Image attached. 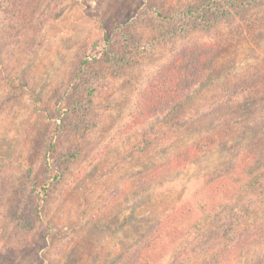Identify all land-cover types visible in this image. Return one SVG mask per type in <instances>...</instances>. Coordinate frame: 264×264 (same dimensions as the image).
<instances>
[{"label": "rangeland", "instance_id": "rangeland-1", "mask_svg": "<svg viewBox=\"0 0 264 264\" xmlns=\"http://www.w3.org/2000/svg\"><path fill=\"white\" fill-rule=\"evenodd\" d=\"M209 1L40 0L25 24L0 0V264H134L151 238L163 264L189 235L184 262L205 264L228 220L261 221L264 28L249 24L264 0ZM199 42L219 46L209 81L132 123L159 70ZM219 168L255 187L210 221L230 198ZM248 252L230 264H264Z\"/></svg>", "mask_w": 264, "mask_h": 264}, {"label": "trees", "instance_id": "trees-1", "mask_svg": "<svg viewBox=\"0 0 264 264\" xmlns=\"http://www.w3.org/2000/svg\"><path fill=\"white\" fill-rule=\"evenodd\" d=\"M39 1L40 0H8V4H12V8H10L11 12L13 9L15 10L12 16H16V20H19V22L21 21L27 24L34 20V10L40 4ZM235 1L240 3L241 0ZM207 4L209 8L219 11L222 10L221 6L224 5L225 2L224 0H210ZM193 13L194 10L188 9V11H186V16L189 17ZM255 20L256 22L254 24H249V26H252V33L257 30V26L261 29L264 28V10L263 14ZM218 52L219 46L217 42L191 43L183 49V51H180L172 58L169 64L159 70L145 91L140 95L138 109L133 113L131 118L132 123L152 118L157 115V113L165 112L166 110L169 111L168 114L170 115L179 107L186 105L188 100L194 97L190 91L195 85L198 83L204 84L209 81L210 77L209 73H207V70H210L209 63L211 58L216 56ZM261 89H263L264 92V83ZM247 161L248 159L238 168L237 171L239 175L240 173L243 174L244 170L247 168L245 167L248 164ZM216 175H218L216 179L221 183V187L215 194H222V198L228 195L230 198L228 201H223V199L218 201L219 206H217V208L215 207V215H210V221L215 220V218L220 215H222V218L224 216L226 218L228 213L231 215L235 207L233 203H237L238 199L245 191L254 189L255 187V183L253 182L254 178L252 180L250 179L251 182L245 183L244 187L242 184L239 186L238 181H234L233 177L222 168L217 170ZM44 188L47 190L46 186ZM179 216L180 214L174 213L171 218L175 224L177 223L176 227L180 224L179 221L183 220V218H179ZM129 218L130 217H127L126 221H128ZM227 222L228 227L223 231L225 238L223 241L222 239L217 241V243H219V248L215 246L217 243H212L214 244V249L212 250L216 248L217 251H215L216 253L213 258L208 260L205 264H230L232 261H238L243 256L248 255V249L252 247L255 252L260 249V254L257 255L260 256V260L264 261V249H261L264 247V216L261 218V221L259 220L258 223L252 224V227L241 232H236V227L234 225L236 220L230 219ZM195 228L197 232H200L201 228L199 225L195 226ZM188 237L187 240L185 239L179 244L178 253L173 254L169 259H165L163 264H186V262H184V254L188 252L191 244L195 242L197 238L196 235H189ZM147 242L149 244L146 245L145 249L142 248L137 250V252L132 255V262L134 264H152L156 257L162 254L161 248L163 245L157 238L148 239ZM149 247L158 249V252L155 255L148 256L146 249ZM207 248L208 247H205L206 250ZM203 262L199 264H203Z\"/></svg>", "mask_w": 264, "mask_h": 264}]
</instances>
